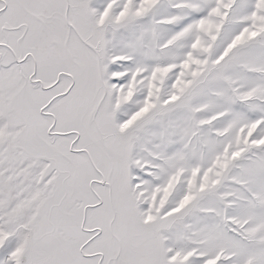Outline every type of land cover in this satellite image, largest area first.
<instances>
[{
	"label": "snow or ice",
	"instance_id": "1",
	"mask_svg": "<svg viewBox=\"0 0 264 264\" xmlns=\"http://www.w3.org/2000/svg\"><path fill=\"white\" fill-rule=\"evenodd\" d=\"M0 264H264V0H0Z\"/></svg>",
	"mask_w": 264,
	"mask_h": 264
}]
</instances>
